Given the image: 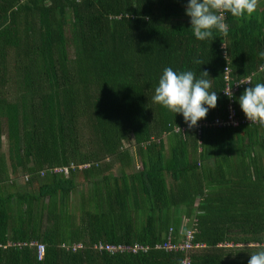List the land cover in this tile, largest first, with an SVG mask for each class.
I'll use <instances>...</instances> for the list:
<instances>
[{
    "label": "trees",
    "instance_id": "obj_1",
    "mask_svg": "<svg viewBox=\"0 0 264 264\" xmlns=\"http://www.w3.org/2000/svg\"><path fill=\"white\" fill-rule=\"evenodd\" d=\"M186 2L0 0V264H248L262 248L264 126L213 123L231 101L245 117L238 97L264 82V26L226 13L227 35L198 41ZM165 66L212 79L195 127L151 100ZM191 229L204 246L159 248Z\"/></svg>",
    "mask_w": 264,
    "mask_h": 264
},
{
    "label": "clouds",
    "instance_id": "obj_2",
    "mask_svg": "<svg viewBox=\"0 0 264 264\" xmlns=\"http://www.w3.org/2000/svg\"><path fill=\"white\" fill-rule=\"evenodd\" d=\"M256 8L257 0H187L184 14L189 18V28L195 39L205 41L212 39L214 31L227 35L224 13L241 18L250 16ZM258 55L264 57V51ZM195 62L200 63L199 60ZM211 80L207 72L200 71L197 76L192 70L174 71L165 66L151 100L171 113L179 114L192 128L216 106L218 97L216 91L210 90ZM237 103L248 121L264 126V82L246 87ZM177 264H185V261L178 260ZM248 264H264V248L249 254Z\"/></svg>",
    "mask_w": 264,
    "mask_h": 264
},
{
    "label": "built area",
    "instance_id": "obj_3",
    "mask_svg": "<svg viewBox=\"0 0 264 264\" xmlns=\"http://www.w3.org/2000/svg\"><path fill=\"white\" fill-rule=\"evenodd\" d=\"M224 21L227 18V14L224 13ZM226 46L223 45V49L225 50ZM226 79L227 82L230 83L231 79L229 77V70L227 69V74H226ZM250 79H244L242 81H240L239 83L236 82L234 84V87H227V90L225 92L226 95H229V97L231 98V96L236 93V90L239 88V86L241 84H248L250 83ZM232 99V98H231ZM260 124L259 122H250L248 121L245 117H241L238 112L235 109V106L232 104V101L229 103L228 106V114H227V118L226 119H216V121L213 123L214 126L216 127H234V128H238L241 126H246V125H258ZM74 166V165H73ZM72 166V167H73ZM83 168H86L85 166H83ZM52 173L54 174H62L64 173L65 176H68V169L66 168H53L51 170ZM195 229H191L186 233V239L184 240V242L182 241L179 244H171V243H164L163 246H159V248L165 249V250H174V251H178V250H188L190 248H198V247H202L204 245L202 244H196L193 245V237L195 234ZM13 244L9 243L8 246H12ZM21 245V244H19ZM34 245V244H33ZM258 247V245H257ZM262 248H264V244L262 245ZM107 249L109 251H120V252H132V253H139L140 251H147V249L144 246H140V245H134V246H119V247H107ZM44 252H45V247L43 245H38V254H39V258L42 259L44 256ZM185 264H190V259H185Z\"/></svg>",
    "mask_w": 264,
    "mask_h": 264
},
{
    "label": "crops",
    "instance_id": "obj_4",
    "mask_svg": "<svg viewBox=\"0 0 264 264\" xmlns=\"http://www.w3.org/2000/svg\"><path fill=\"white\" fill-rule=\"evenodd\" d=\"M237 19H246L248 21L255 22L254 26L256 27V32L260 33L259 28L261 27V25L264 26V0H257V8L250 16Z\"/></svg>",
    "mask_w": 264,
    "mask_h": 264
},
{
    "label": "rangeland",
    "instance_id": "obj_5",
    "mask_svg": "<svg viewBox=\"0 0 264 264\" xmlns=\"http://www.w3.org/2000/svg\"><path fill=\"white\" fill-rule=\"evenodd\" d=\"M130 146V144L128 145V147ZM132 146V145H131ZM131 148V147H130ZM133 152L135 151V148L133 147L132 149H131ZM142 169V166H141V164H140V162L138 161V159H134V170L135 171H139V170H141ZM116 174H117V172H116ZM255 247H257V245H254Z\"/></svg>",
    "mask_w": 264,
    "mask_h": 264
}]
</instances>
